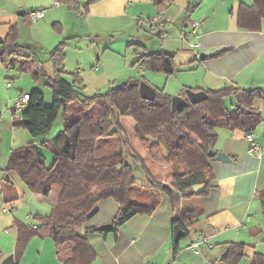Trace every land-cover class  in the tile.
<instances>
[{"label":"trees","instance_id":"1","mask_svg":"<svg viewBox=\"0 0 264 264\" xmlns=\"http://www.w3.org/2000/svg\"><path fill=\"white\" fill-rule=\"evenodd\" d=\"M58 1L71 9L81 10L80 0ZM262 2L264 0H254L253 6L241 5L240 27L248 28L253 19L258 18L253 9ZM53 26L58 27V24L54 23ZM18 39L19 29L13 24L7 37L0 41V47L4 49L0 60L13 67L31 63L36 82L41 81L52 88L54 103L45 105L44 92L39 88L28 92L30 98L26 108L21 112L12 111L14 124L23 126L34 138L47 136L62 111L64 128L59 132L60 139L56 141L59 150H54L51 165H47L45 155L33 141L10 152L4 171L17 174L37 196L51 197L53 209L36 228L22 222L16 223L15 252L4 257L0 249V264H20V257L34 235L51 237L58 258L65 264H91L96 253L86 235L100 230L99 225L87 224L104 201L114 199L120 205L112 227L100 231L107 233L117 231L137 214L153 212L161 201L162 193L170 197L180 191V198L188 200L206 193L215 178L212 166L215 156H210L209 152L216 150L217 129H238L249 133L264 122L262 113L253 107L257 99L264 102L263 87L246 90L227 85L220 89H209L206 90L208 98L197 104L191 103L184 92L181 95L187 104L177 111L172 109V95L161 90L157 89L154 99H143L139 91V78H129L111 85L105 92L87 95L76 74L73 80H69L65 77L66 72L59 69L65 59V41L50 51L54 69L51 74H46L43 62L32 52L24 54ZM231 49L218 50L208 57H219ZM175 60V53L158 50L141 54L137 64L150 70L174 74L178 69ZM232 95L238 98L233 109L224 101ZM190 110L196 111L199 127L206 134L202 143L186 129L187 112ZM17 116L19 121H16ZM123 117L132 118L145 137L154 139L147 143L150 157L166 164L169 160L174 161L171 187L154 180V174L141 155L129 151L132 158V162H129L124 149H112L110 137L125 131L121 121ZM119 137L122 140L121 135ZM104 142L108 144L107 147ZM137 171L148 182L143 190L138 187ZM198 184L205 185V189L196 192L193 186ZM1 193L5 202L18 199L12 179L2 181ZM199 214L196 207L182 209L172 224L179 223L184 229L183 236H188L189 225ZM179 243H175V253L178 252ZM243 247L242 243H232L223 256V264H237L243 257ZM250 264H264V254L257 253Z\"/></svg>","mask_w":264,"mask_h":264},{"label":"crops","instance_id":"2","mask_svg":"<svg viewBox=\"0 0 264 264\" xmlns=\"http://www.w3.org/2000/svg\"><path fill=\"white\" fill-rule=\"evenodd\" d=\"M80 3L81 10L78 11L58 0H0V41L7 37L13 24L18 26L20 32V16L27 15L29 19L28 11L44 10V18L29 20L40 29L48 28L55 33L53 48L61 41L66 42L65 59L59 69L64 72L68 69L76 74L86 88L106 83L107 79L103 78L105 75L111 77V73L106 72L108 66L100 51L103 50L104 54L109 50L115 51L112 46H108L113 39L106 35L116 29V20L129 22L138 18L141 22V19L165 13L170 19L156 31L161 42L153 52L165 50L175 53L176 57L179 52L185 54L188 61L200 57V67L196 72H202L203 80L195 82L196 90L220 89L227 85L246 90L264 88V2L254 7L258 18H254L248 28L240 27L239 10L243 4L253 6L254 0H80ZM194 21L199 23L195 33L192 32ZM54 23L58 24V28L61 27V32L54 31ZM140 26L144 27L143 23ZM123 28L121 26L118 29L126 33L127 30ZM44 36L38 31L39 38H36L43 43ZM101 39L102 42L99 41ZM89 42L93 46H88ZM129 44L130 41L127 42ZM85 45L92 51L91 57H95V63L91 59L85 61ZM224 48L232 49L219 57H208ZM135 52L132 57L135 55L139 58L143 54L138 50ZM130 59L126 60L127 66L136 61ZM97 62L99 66L96 68ZM89 66L96 69L95 73L89 71ZM101 69L105 73L99 72ZM142 71L139 67V72ZM7 105L9 107V103ZM253 107L264 117L262 100H255ZM11 110L14 111L13 106ZM25 130H12L14 141H33L36 145L37 139L30 137ZM218 130L221 132L215 149L227 153L231 160L224 162L215 157L212 161L215 178L209 190L191 199L192 202L199 200L196 208L200 214L189 225L187 244L181 246L179 243L178 252L175 253L171 229L174 211L170 207V199L162 196L153 212L135 215L117 231L87 233V239L96 253L91 264H148L149 261L153 264H223V256L232 243L244 245L243 257L237 264H250L257 253L264 254V133L256 135L263 149L262 158L258 159L249 154L250 142L245 138V132L228 128ZM47 141L45 139L43 145H47ZM25 144L21 143L17 147ZM6 179L15 182L18 199L5 202L0 185V235L3 230L9 234V227H16L17 222L39 225L43 217L51 214V199L50 205L36 197L27 187L20 188L13 174L4 171L1 181ZM5 206L8 208L6 212L2 210ZM119 206V202L114 199L104 201L87 226L112 222ZM201 232L210 237V243L202 242L201 253H196L190 245ZM16 234L17 227L14 243ZM14 252L15 248L9 245L8 250L3 251L4 257ZM25 264L65 263L58 258L55 250L44 257L43 252H39V257Z\"/></svg>","mask_w":264,"mask_h":264},{"label":"rangeland","instance_id":"3","mask_svg":"<svg viewBox=\"0 0 264 264\" xmlns=\"http://www.w3.org/2000/svg\"><path fill=\"white\" fill-rule=\"evenodd\" d=\"M19 19L20 40L18 39V41L23 46V53L28 54L29 52H32L39 61L43 62L42 65L44 66L46 72L51 74L53 72V64L50 61L49 50L53 49V44H55L54 42H56V40H54L53 38V35L55 33L52 32V30L50 32L48 28H46L45 30L44 28L43 30L40 29L36 26V23H33L28 19L27 15L20 16ZM140 23H145V20L141 19L140 22V20L137 18L136 20L132 19L129 22H125L122 20L115 21L114 25L117 26L116 29H114L113 32H109V35H106V37L113 39L111 41L112 43L110 42L112 45H110L109 43L108 46H112L115 51L109 50L105 54L103 50L100 51V53L103 54V58L105 59L104 61L108 66L106 72L111 73V77L108 78V76L105 75L103 78L107 79L106 83L103 82L97 86L89 85L88 87L84 88L83 91L85 92V94L91 95L98 91L105 92L109 89L111 85L120 84L129 78H139L141 81H146L150 85L154 86L156 89L161 90L164 93L171 94L173 97L175 95H179L180 92H186V89L188 88H195L197 84L195 82L203 80L202 72H196V70L200 67L199 61H201L200 57L198 56L197 58H194V61H188L185 54H180L178 52V55L175 60L178 69L177 72H175L174 74H166L161 71L150 70L147 69L145 66H140L139 64H137V60L139 58H137V56L135 55L134 57H132V53H136L135 51L137 50L138 52L140 51V53L153 52L155 50L154 48H156L155 46H158V44H160L161 42V38L159 35L156 34V32L149 31L147 26H140ZM121 26L124 27L123 30H127L126 33L118 29ZM55 28L57 29L55 30ZM53 29L58 33L62 31L61 27H54ZM38 31H40L41 35H45L43 43L36 38L38 37ZM99 41L102 42L103 40L101 39ZM128 41L131 42L129 46L127 45ZM90 42L88 43V46H93V44H91ZM139 44H142V46L140 47ZM85 46L86 47L83 49L85 51V61L88 62L87 60L91 59L93 60V63H95V57H91L92 51L90 50V48H88L87 45ZM103 48L104 46L101 47V49ZM127 48H129L128 51H126ZM180 51L183 52V50ZM186 52L188 53V51ZM128 59L132 60V62L135 61V59L136 61L131 63L130 66H127L126 60ZM80 67L84 68L83 65H80ZM89 67L92 69L91 66ZM139 67L143 70L142 73L139 72ZM32 68L33 67L31 63L29 62L17 64L15 67H13L10 63L3 62L2 60H0V185L2 184L1 178L5 169L4 167L5 165L7 166L11 148L17 147L21 143H28V141H14V139L12 138V130H14L15 128L25 129L21 125L14 124V115L11 108L12 106L14 107L17 98L21 93L31 92L32 90L39 88L44 92L45 105L49 106L54 103L52 88L41 81L36 82L32 72ZM91 69L89 71L95 73L96 69ZM99 72L105 73L104 69H101ZM65 77L69 80H73L75 76L67 69ZM8 83H10V86H7ZM224 101L226 105L232 108L238 103V98L232 95L226 97ZM8 103L9 107L7 105ZM19 120L20 118L17 116L16 121ZM121 121L122 125L125 128V131L122 130L121 134L110 137V141L112 142L111 144L113 145L112 149L117 151L120 149H124V153L127 155L126 158L129 162H132V158L129 154V151H131V153H137L141 155L145 159V162L150 168L151 172L154 174V180L157 183H160V185L164 184L166 186L171 187L173 179L172 167L174 161L169 160L167 164L163 161H155L152 157H150L149 150L147 148V143L149 144V142H153L154 139L150 137H145L141 130L136 127L135 122L132 118L123 117ZM198 123L199 122L196 116V111H188L186 119V129L196 140L202 143L205 141L206 134L202 130V128H200L201 126L199 127ZM63 128V113L62 111H60L51 133L47 136H41L36 138V145L38 146L40 151L45 155L47 165H51L54 160V150H59L56 141L60 139L58 135ZM25 131H27L28 135H31L28 130ZM219 131L221 132V130H218V136L220 134ZM255 132V136L259 134L262 135L264 133V122H262L256 128ZM120 135L122 140H120ZM30 137L35 139L32 135ZM45 139L49 140L46 143L47 145H43L42 143L43 141H45ZM145 139H147L148 141H145ZM124 141L126 142L121 147V144ZM104 145H106V142H104ZM107 146L108 144L106 145V147ZM217 146L218 144L216 142V149ZM165 154L167 156V153ZM136 177L139 180L140 185L138 187L140 188V190L141 188L143 190V188L148 186V182L141 176V173L139 171L136 172ZM13 178L16 180L20 188H26L25 184L20 180L17 174L13 173ZM176 193L178 194V197L172 194V196L170 197L164 195L163 193L161 194V197L162 195H164L165 197H168L170 199V207L174 211V217L179 215L180 210L189 208L191 206L197 207V205L199 204V200H195L192 202L190 199L188 200L185 197L180 198V191H177ZM33 194L36 197L40 198L42 201H46L51 205V197H39L35 193ZM3 203L4 201H2V204ZM171 229L173 239V224L171 225ZM8 230L10 231L9 234H6L3 230L1 232V235L3 236L0 235V246L3 251L8 250L9 245L13 246V249L15 248L14 236L16 227L10 226ZM188 239L189 236H183L180 240V245L184 246L185 244H187ZM39 252H43V257L47 256L48 252H55V244L51 237H41L39 235L32 236L21 255V263L25 264L26 261L36 259L37 257H39ZM172 254L174 256L175 253L172 252ZM23 259H25V261H23ZM149 262L152 263V261Z\"/></svg>","mask_w":264,"mask_h":264},{"label":"built area","instance_id":"4","mask_svg":"<svg viewBox=\"0 0 264 264\" xmlns=\"http://www.w3.org/2000/svg\"><path fill=\"white\" fill-rule=\"evenodd\" d=\"M28 16L31 21H37L39 19L44 18L45 12L44 10H30L28 11ZM170 18L165 14V13H158L157 15L150 17L145 20V23H143V26H147L148 30L151 32H156L159 28H161L165 22H167ZM199 23L197 21H194L192 23V32L195 33L197 30ZM99 62L94 67H98ZM7 86H10V83L7 84ZM30 95L29 93H21L19 97L17 98L15 104H14V110L21 112L24 110L28 104ZM245 138L250 142V147H249V154H252L256 156V158L260 159L262 158L263 154V149L260 143L257 141L255 133L254 132H249L245 134ZM2 210L4 212L8 211L7 207H3ZM34 228L38 226L37 223H31ZM210 237L206 235L205 233L201 232L198 234L197 238H194L191 242L190 247L196 252V253H201V248L200 245L202 242H208L210 243ZM148 264H153V263H148Z\"/></svg>","mask_w":264,"mask_h":264},{"label":"water","instance_id":"5","mask_svg":"<svg viewBox=\"0 0 264 264\" xmlns=\"http://www.w3.org/2000/svg\"><path fill=\"white\" fill-rule=\"evenodd\" d=\"M159 35V32L157 33ZM4 53V49L0 47V54ZM205 55H201L202 58H204ZM140 95L143 99L152 100L156 97L157 89L147 83L146 81H141L139 86ZM186 95L189 98L190 102L193 104L200 103L202 101H205L208 98V93L206 90H194L192 88L186 89ZM187 104V100L183 95H175L172 97V109L173 111H177L178 109L184 107ZM210 156H215L217 159L227 162L230 161V156L225 153L224 151H216V150H210L209 152ZM193 189L196 192L202 191L205 189V185H195L193 186ZM176 197H178V194H175ZM112 227V222L104 223L99 225V230L104 231L106 229H109ZM184 235V229L182 226L177 223L173 226V240L175 243H178L181 239V237Z\"/></svg>","mask_w":264,"mask_h":264}]
</instances>
